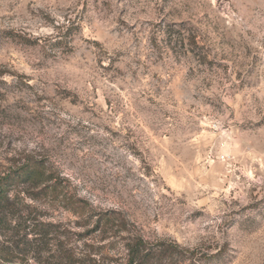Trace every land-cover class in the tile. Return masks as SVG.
<instances>
[{
    "label": "rangeland",
    "instance_id": "1",
    "mask_svg": "<svg viewBox=\"0 0 264 264\" xmlns=\"http://www.w3.org/2000/svg\"><path fill=\"white\" fill-rule=\"evenodd\" d=\"M0 72V174L35 163L89 206L39 194L41 222L74 242L115 210L264 264V0H0Z\"/></svg>",
    "mask_w": 264,
    "mask_h": 264
},
{
    "label": "trees",
    "instance_id": "2",
    "mask_svg": "<svg viewBox=\"0 0 264 264\" xmlns=\"http://www.w3.org/2000/svg\"><path fill=\"white\" fill-rule=\"evenodd\" d=\"M192 46L197 48L195 39ZM193 55L199 56L194 52ZM33 166L35 163H23L0 174V264H210L224 254L221 247L187 248L166 238L149 239L136 224L115 210L87 215L86 222L91 220V228L72 242L61 225L41 222L25 201H37L39 194L47 202L59 199L66 210L79 218L89 206L82 199L64 193L62 184L66 181L58 174L47 171V178L41 183V173ZM33 183L43 186L38 194L27 187ZM12 186L21 188L22 198L9 195ZM88 236L91 244L87 241L80 247L75 244Z\"/></svg>",
    "mask_w": 264,
    "mask_h": 264
}]
</instances>
